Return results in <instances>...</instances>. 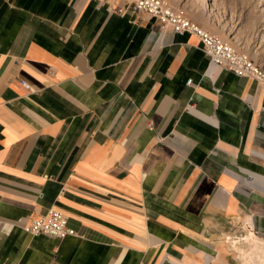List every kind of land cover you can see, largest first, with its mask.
<instances>
[{
	"label": "crops",
	"instance_id": "crops-1",
	"mask_svg": "<svg viewBox=\"0 0 264 264\" xmlns=\"http://www.w3.org/2000/svg\"><path fill=\"white\" fill-rule=\"evenodd\" d=\"M0 264H264V83L131 0H0Z\"/></svg>",
	"mask_w": 264,
	"mask_h": 264
},
{
	"label": "built area",
	"instance_id": "built-area-1",
	"mask_svg": "<svg viewBox=\"0 0 264 264\" xmlns=\"http://www.w3.org/2000/svg\"><path fill=\"white\" fill-rule=\"evenodd\" d=\"M132 9L136 13H144L155 19L161 31L195 37L200 43L202 52L213 66L237 78L251 79L257 84L264 83L262 65L253 61L247 53L237 50L232 43L211 34L187 18L168 0H135ZM21 85L29 89L25 81H21ZM23 231L31 236L46 235L55 239H65L75 235L73 229L68 226L67 217L55 207L49 208L45 215L30 221L23 227Z\"/></svg>",
	"mask_w": 264,
	"mask_h": 264
},
{
	"label": "rangeland",
	"instance_id": "rangeland-1",
	"mask_svg": "<svg viewBox=\"0 0 264 264\" xmlns=\"http://www.w3.org/2000/svg\"><path fill=\"white\" fill-rule=\"evenodd\" d=\"M168 1L190 20L200 21L206 31L247 53L264 69V0Z\"/></svg>",
	"mask_w": 264,
	"mask_h": 264
}]
</instances>
